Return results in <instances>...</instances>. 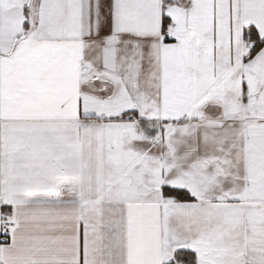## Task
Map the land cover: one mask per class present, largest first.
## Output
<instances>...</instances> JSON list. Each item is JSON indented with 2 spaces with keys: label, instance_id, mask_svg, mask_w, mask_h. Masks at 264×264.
<instances>
[{
  "label": "snow or ice",
  "instance_id": "1",
  "mask_svg": "<svg viewBox=\"0 0 264 264\" xmlns=\"http://www.w3.org/2000/svg\"><path fill=\"white\" fill-rule=\"evenodd\" d=\"M0 264H264V0H0Z\"/></svg>",
  "mask_w": 264,
  "mask_h": 264
}]
</instances>
